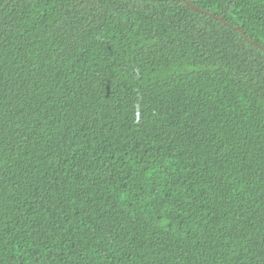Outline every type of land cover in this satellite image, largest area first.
<instances>
[{
    "label": "trees",
    "instance_id": "1",
    "mask_svg": "<svg viewBox=\"0 0 264 264\" xmlns=\"http://www.w3.org/2000/svg\"><path fill=\"white\" fill-rule=\"evenodd\" d=\"M0 264H264V0H0Z\"/></svg>",
    "mask_w": 264,
    "mask_h": 264
}]
</instances>
